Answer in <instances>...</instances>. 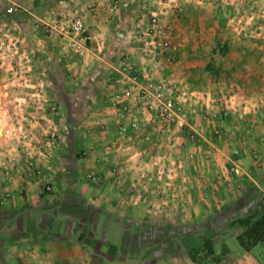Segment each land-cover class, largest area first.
I'll return each instance as SVG.
<instances>
[{"label": "crops", "instance_id": "0c3cea01", "mask_svg": "<svg viewBox=\"0 0 264 264\" xmlns=\"http://www.w3.org/2000/svg\"><path fill=\"white\" fill-rule=\"evenodd\" d=\"M75 1L82 5L80 10H83V8L85 10V6L90 8V11H86L84 14L87 31L91 37L88 43V51L95 49L96 52L103 51L105 54H112L115 52L114 49H122L133 53L138 47L136 42L141 37L145 39L142 35H135L134 23L140 9L147 0H131V3L134 4L135 1L139 4L137 5L138 8L135 9L133 7L132 9L129 7V9H122L115 14H110L107 11V7L99 8L94 6L92 0H0V22L12 29L18 41L19 49L25 56L29 57L31 54L36 56L33 64L26 67L27 71H32V78L36 73L43 75L40 81L43 83V87L40 92L41 96L39 95L38 98L40 101L42 97V101L39 102L38 106L31 93H26L25 95L22 90L13 87V83L10 81L13 76L22 72V70H19L21 68L20 61L16 58H9L6 62L0 64V88L7 86V96H1L0 94L1 148H5V143L8 141L6 139L8 137L7 133L10 132L12 136L17 137L20 126L24 127L28 133H33L35 137L41 135L44 127L47 126L42 115L44 108L47 107L46 102L49 100L45 101L44 95L52 100L57 98L51 92L53 88H50V85L54 83L52 77L59 84L61 69L82 67L75 61L78 60L77 58L72 60L70 64H66L64 58L58 56L68 52L61 50L60 42L46 32V28L42 23L49 22L52 18L60 15H73L76 9ZM231 1L235 5H239L241 0ZM192 2L200 5H192L195 6L194 9H197V7L206 9L205 0H187L184 2L187 5L183 3L184 6L180 16L175 21V29L178 35L176 42L179 45L178 52L181 61L165 70H158L152 64V68H150L153 71L152 76L163 78L173 83L177 88L178 96H182L184 100L186 99L185 96L188 98L186 100H189L190 96L196 95V99L193 100L199 104L196 109V115L203 110V105L208 104L211 97L214 99L223 91L233 92V90L245 95L246 102L254 107L252 114H256V109L264 104V30L262 28L264 22L261 25L262 30L258 33L254 31L248 32V30L244 32L235 29L230 30L228 29L230 21L228 23L229 18L226 20L225 15L222 18L220 17L219 23L216 20V16H213V18L206 14L207 10L202 15L201 13L196 15L189 14L188 10L192 9L190 6ZM9 6L16 7V12L8 14L6 9ZM210 10L212 11L211 8ZM214 13H217L216 10ZM107 14L112 16L110 20L109 18L107 19ZM223 46L225 47V54L221 49ZM210 53H220V57L212 61ZM182 67L186 68V70L180 73L179 68L181 70ZM193 69L197 70L198 73L190 77V72ZM206 71L211 73L210 78L215 76V79L205 78L203 72ZM201 72L203 74H200ZM46 73L47 75H45ZM184 74L188 78L183 76ZM193 82H195L196 86ZM205 86H210V88L207 89ZM189 87L196 91L192 93ZM209 91H212L211 95ZM22 106L24 108L18 110ZM111 106L105 105L97 112L94 111V113H97L96 115L90 114V118L99 116L96 118L98 121L96 123L104 121L107 117L109 118L107 119L108 130L106 133L96 130L97 127L93 125L90 119L84 122V128H93L95 135L97 132L98 134H106L108 140L113 138L115 135L113 123L115 122V109ZM63 110L60 107L61 117L66 113ZM188 112L191 113L190 110ZM61 117L54 122V126H60ZM254 117L256 116H252V118ZM191 118L192 120L194 119L193 116ZM35 119L39 123L34 122ZM255 120L259 123L256 126L252 125V127H249V122L248 124L245 123L246 120L234 121L230 119L227 125L221 121H214L215 123H213L214 127L223 126L225 129H229L230 133L239 136V138H242L244 134L246 135L248 138V156L246 154L248 166L252 159V150L257 147L264 148V119ZM202 126L203 124L201 125V122L196 120L197 130L209 137L211 134L210 130L203 129L204 127L202 128ZM59 132H61V128ZM70 133L73 132L71 130L63 131L60 148L54 152L52 157V162L55 166L52 170H44V181H48L55 189L50 194L43 192L40 180L26 178L23 173L15 171L18 170V167L13 170V165L19 160L16 159L17 154H14L15 156L4 154V157L6 156L7 158L0 157V160L6 165V168H3L0 172V244L10 245L8 252L12 253H15L13 252L14 248L19 246L20 254H22L23 241L25 243L29 241V230L23 229L30 228V224H43V227H40L42 240H45L46 235H52L53 241L62 248L61 253L63 254V251H66V255L59 258L65 262L67 261L66 259H70L71 263H87L93 256L97 255L106 264H113L115 260L119 264H193L186 256V254L188 255L187 251L184 250V252L178 254V251L174 250L170 253V245L168 250L165 253H161L160 256L142 258L137 253V257L136 255L131 257L132 260H129V255L125 253L119 254L120 251L111 246H108V251H112L115 254L111 258L107 257V252L100 250L101 247L109 244V239H107L108 230L110 228L114 229L120 224H125L123 222L125 213L130 211L140 212L141 209L147 212L146 205L144 206L145 201L142 202L146 199V196L143 195L140 198L139 196H130L128 193L125 194L122 188L114 187L112 175L108 176L109 180L106 178L102 179L101 183H91V181L89 183L84 180L82 178L84 169H86L85 172H90V168H95L99 180L102 178L100 172L102 163H99V159L103 155V149H93L91 158L83 163L76 158L73 160L75 150L82 146L81 144L78 146L74 137H71L72 140H70ZM9 139L10 141L12 140V138ZM228 140L222 137L215 143L219 147L224 143L227 146L228 143L225 141ZM11 142L12 149L18 153L20 151L18 143L14 142V139ZM80 143L88 148H93L92 144H94L92 143V138L88 137L87 144H85L86 142ZM120 147L130 148L125 143ZM5 150V152L9 153L7 148ZM130 151H134V148ZM122 154L126 155L124 152ZM241 157L244 156L241 154ZM96 160L98 161L96 162ZM214 161L216 166L225 162L224 159L219 160V158ZM9 165H12V169L8 168ZM110 180L111 183L107 185L109 182H106ZM193 183L195 184L194 181ZM190 184H192L191 181ZM188 186L189 183L184 184V191L182 190L180 201L177 200V206L184 208L186 211L188 210L187 214H189V217L195 216L194 218H196V216L204 212L205 208H208L209 202L202 198L204 195H201L198 190H193L194 188L191 189ZM189 187L193 186L190 185ZM220 188L221 186L217 188L216 194L212 193L211 196H208V198L212 197L216 207L220 204L223 193H226V189L220 191ZM117 198L119 199L115 202L114 199ZM231 201L232 199L228 203ZM259 201L257 197H254L249 205L255 208L256 204L260 203ZM199 203L202 204L200 205ZM154 204H156L155 201H153V206L156 207ZM172 205V202H170V206L165 207L167 211L170 210ZM257 209L255 208L254 211ZM121 215L122 217H120ZM222 240L223 247H226V252L220 255L215 251V254H218V258L221 260L218 264H233V262L237 261L239 262L238 264H241V262L243 264L256 262L264 264V261H261L263 256H257L256 258L252 251L244 252L245 250L240 249V246L231 235L222 237ZM113 244L111 243V245ZM162 244L160 243V245ZM95 246L99 247L98 251H96ZM52 255L54 258L57 257L55 252ZM212 255H214V252ZM135 260L137 262H134ZM150 261L153 262L151 263Z\"/></svg>", "mask_w": 264, "mask_h": 264}, {"label": "rangeland", "instance_id": "374dc122", "mask_svg": "<svg viewBox=\"0 0 264 264\" xmlns=\"http://www.w3.org/2000/svg\"><path fill=\"white\" fill-rule=\"evenodd\" d=\"M130 1L92 0L94 6H98L99 8L107 7V11L110 14H115L122 9L127 10L129 7L132 9L133 7L135 9L138 8V3L134 1L133 4ZM125 2H128L126 7L123 6ZM205 2V10L209 13L199 7L194 9L195 6L192 5H200L193 2L190 3L192 9H189L188 13L193 15L201 13L202 15L206 12V14L212 17L216 16V20L219 23V20L225 15L226 20L229 18L228 23L230 21V24L228 29L230 30L235 29L240 32L248 30V32L254 31L256 33L262 30L264 0H241L239 5H235L231 0H205ZM75 4L76 9L74 12H78L84 17L86 11H90V8L86 6L85 10L84 8L80 10V6L82 5H79L76 1ZM184 4L187 5L186 3ZM184 4L180 7V13ZM215 10L217 13H214ZM110 14H107V19L109 18V20L112 18ZM262 28L264 30V25H262ZM143 40L144 38L141 37L136 44L140 47L143 46ZM221 49L225 54V47L223 46ZM114 51L112 54H105L103 51L96 52L93 49L91 51H83L81 54H74L72 52L57 54L64 58L66 64H70L72 60L77 58L78 60L75 61L82 67L61 69L59 84L52 77L54 83L50 85V88H53L51 92L57 97L53 100L57 102L62 110L64 109L63 111H66L63 117H61V127L57 126L59 129L61 128L60 135L62 136L63 131L67 132V130H71L73 133H70V138L74 137L78 146L80 144L82 146L75 150V156L72 159L76 158L83 163L85 160L91 158L93 149H103V155L99 159V163H102V168L100 169L102 178L99 180L95 168H90V172H85L86 169H84L82 178L89 183L90 181L91 183H101L102 179L106 178L109 180L108 176L112 175L114 187L122 188L125 194L128 193L130 196H139L140 198L143 195L146 196V199L142 202L145 201L144 206L146 205L147 212L141 209L140 212L130 211L129 213H125L123 219L125 224H120L118 227L108 230L107 239H109V244L101 247L100 250L107 252V257L111 258L115 255L112 251H108V246H111L112 248H117L120 251L119 254L125 253L129 255V260H132L131 257L135 255L137 257V253L142 258L160 256L161 253H165L168 250V246L170 245V253L174 250H177L178 254L184 252V250L187 251L188 255L186 254V256L193 264H218L221 261L218 258V254L223 255L226 252V247H223L222 237L231 235L239 245L236 237L241 235L245 228L240 223H236V220L244 219L256 212L259 217L264 214V148L257 147L252 150V159L248 166V159L246 161V154L248 156V138L246 135L244 134L245 136L242 135V138H239V136L230 133V130L225 129L223 126H215V128L213 123H215L214 121H221L227 125V122L233 119L234 121L246 120L245 123L248 124L249 122V127H252V125L256 126L259 122H256L255 119H264V104L256 109V114H252L254 107L246 102L244 94L237 92V90H233V92L223 91L217 95V98L213 99L211 97L208 104H204L203 110L196 115V109L199 106L196 101H193L196 99V95L190 96L189 100H186L188 99L186 96L185 100L181 96V105L184 108L190 127L184 130L174 128L171 133L163 135L157 131V123L150 121L147 113H143L139 130H134L130 127L132 122L130 117L124 120L127 129L123 135H118V123L115 120L113 122L115 135L108 140L106 134H98L97 132L95 135L93 128H84V122L90 119L93 125L97 127L96 130L103 131V133L107 132V119L109 118L107 117L104 121L96 123L98 122L96 118L99 116L90 118V114L96 115L97 113H94V111L97 112L105 105H112L111 93L117 86H125L115 83L118 69L122 68L124 63L131 62L138 66L142 77L153 75L152 69L150 70L153 62L151 57L146 53L139 54L137 51L131 53L122 49H114ZM220 53H210L211 60L214 61L215 58H219ZM179 61L181 60L178 52L176 64ZM184 70L186 68L182 67L181 70L179 68L180 73ZM190 73V77H193L198 71L193 69ZM203 73L201 72L200 74H203L205 78L215 79V76L210 78V72L206 71ZM183 76L187 77L186 74ZM41 77L43 75L36 73L33 78L34 81L40 82ZM193 84L196 86L195 82ZM205 87L207 89L210 88V86ZM189 88L192 93L196 91L195 89L192 90L191 87ZM24 92L31 93L32 90L28 89L24 90ZM209 93L211 95L212 91H209ZM0 94L1 96H7V86L0 88ZM44 99L47 101L50 97L44 95ZM41 101L42 97L39 102ZM23 108L22 106L18 110H22ZM189 110L191 113L188 112ZM254 115L256 117L252 118ZM191 116L194 117L193 120ZM196 120H199L201 125L203 124V129L210 130L211 134L209 137L197 130ZM198 126L200 127V125ZM1 129L2 126L0 127V135ZM7 135L6 139L8 141L5 143V148L0 147V157L7 158L6 156L4 157V154L12 156L17 154L16 159L19 160L13 165V170H15V167H18V170L15 171H19L26 178H29L25 174L26 163L23 153L19 151L18 154L12 149L11 141L14 139V142H18V138L12 136L10 132ZM87 137L92 138V143H94L92 144L93 148L84 147V144L80 143L86 142L85 144H87ZM222 137L225 140H230L225 141L228 143L227 146L224 143L219 147L216 143ZM9 138H12V140L10 141ZM124 143L128 144L130 148L125 149L120 147ZM6 148L9 153L5 152ZM132 148H134V151H130ZM123 152L126 155L122 154ZM241 154L244 157H241ZM155 156L160 158L162 163L153 164L147 162L150 157ZM216 158H219V160L224 159L225 162L219 163V166H216L214 161ZM122 162H124L123 165L117 166L120 175L114 174L112 169L117 163ZM135 162L136 165H134ZM141 164L143 166L146 164L148 170L145 169L144 173H150V175L145 179L137 180L136 178L139 174L136 170L138 166L142 167ZM11 166L9 165L8 168L12 169ZM54 166L55 164L51 159L50 166L46 169L52 170ZM155 172L159 175H154ZM190 181L192 184H190ZM43 183L51 187V190L48 191L42 186L44 193L50 194L55 190L48 181H44ZM106 183L109 185L111 180ZM186 183H189V186H193H188V188L198 190L201 195H204L202 198H205L209 202L208 208H205L204 212L196 216V218H194L195 216L189 217V214H187L188 210L186 211L184 208L177 206V200L180 201L182 190L184 191L183 186ZM220 186L222 188H220V191L226 189V193H223L221 202L216 207L212 201V197L208 198V196H211L212 193L216 194L217 188ZM185 191L187 190L185 189ZM254 197L260 200V203L255 206L256 209L258 208L256 211H254L255 208L249 205L252 203ZM118 199H114L115 202ZM230 199L232 201L228 203ZM153 201L156 202L154 204L156 207L153 206ZM170 202L173 205L167 211L165 207L170 206ZM199 204L201 205L202 203ZM26 225L28 226V224ZM29 226L30 228L23 227V230H29V241L26 243L23 241L22 254H20L19 246L18 248H14L13 252L15 253H12L8 252L10 245L0 244V264H106L97 255L93 256L87 263H71L70 259L66 258V262L62 261L59 258L65 256L66 251H63V254L61 253L62 248H60L58 243L53 241L52 235H46L45 240H42L40 227H43V224H30ZM206 240H209L212 244L214 252L212 256L205 250L204 243ZM111 243L114 244L111 245ZM160 243L163 244L160 245ZM240 249L244 251L243 248L240 247ZM98 250L99 247H96V251ZM215 251L218 252L217 255ZM249 251H252V254L254 253L256 258L257 256H263L261 261H264V243L254 245ZM54 252L57 254L55 258L52 255ZM134 262L137 261L135 260ZM150 262L152 263L153 261ZM234 263L238 264L239 262ZM113 264H119V262L115 260Z\"/></svg>", "mask_w": 264, "mask_h": 264}, {"label": "built area", "instance_id": "2783aa9c", "mask_svg": "<svg viewBox=\"0 0 264 264\" xmlns=\"http://www.w3.org/2000/svg\"><path fill=\"white\" fill-rule=\"evenodd\" d=\"M145 2L134 23L135 35L145 37L144 45L141 47L138 45L136 51L139 54L146 53L151 57L154 67L163 70L174 65L177 60L179 45L176 42L178 35L175 21L179 17L180 7L185 0H147ZM127 5L128 2L123 4L125 7ZM6 10L8 14H12L16 12V7L9 6ZM42 23L46 32L60 42L63 52L81 54L83 51L89 50L87 44L91 37L87 32L82 14L75 12L73 15H60L52 18L49 22ZM35 57V54H31L29 57L25 56L19 49L12 29L0 22V64L9 58H16L20 61L21 68L19 70L22 72L13 76L10 81L13 83V87L21 89L23 92L28 89L32 90L31 95L39 106L38 97L43 83L34 81V78L31 77L32 71H27L26 68L33 64ZM117 73L115 83L125 85L117 86L111 93L112 107L115 109L114 117L118 123V135H123L126 131L127 126L124 120L129 117L132 121L130 127L139 130L143 113H147L150 121L157 123V131L163 135L171 133L174 128L184 130L190 127L181 105V96H178L177 88L173 83L154 76L142 77L138 66L131 62L124 63ZM24 94L26 95L25 92ZM46 103L47 107L44 108L42 116L47 126L44 127L41 135L35 137L33 133H28L24 127L20 126L16 138H18V147L25 159V174L29 178L40 180L41 185L50 191L51 187L43 183L44 170L49 168L54 152L61 145L62 138L59 128L54 126V122L60 119L61 112L54 100L49 99ZM35 121L39 123L37 119ZM147 162L158 164L162 163V160L155 156L150 157ZM123 164L124 162L117 163L112 169L113 173L120 175L117 166ZM141 166H138L136 170L139 174L137 180L145 179L150 175V173H144L145 169L148 170L146 164L145 166L141 164ZM3 168L5 169L6 165L0 160V172ZM154 175L159 174L155 172ZM124 177L126 178V176Z\"/></svg>", "mask_w": 264, "mask_h": 264}, {"label": "trees", "instance_id": "16d2710c", "mask_svg": "<svg viewBox=\"0 0 264 264\" xmlns=\"http://www.w3.org/2000/svg\"><path fill=\"white\" fill-rule=\"evenodd\" d=\"M236 221V223H240L245 228L244 232L236 237L241 248L249 251L254 245L264 243V214L259 217L256 212L251 216ZM204 247L209 255L213 254L212 244L209 240L205 241Z\"/></svg>", "mask_w": 264, "mask_h": 264}]
</instances>
